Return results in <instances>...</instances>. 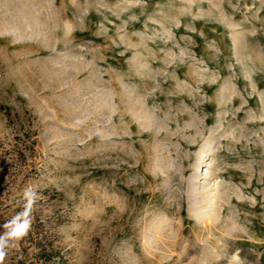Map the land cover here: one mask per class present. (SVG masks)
I'll use <instances>...</instances> for the list:
<instances>
[{"label":"rangeland","instance_id":"obj_1","mask_svg":"<svg viewBox=\"0 0 264 264\" xmlns=\"http://www.w3.org/2000/svg\"><path fill=\"white\" fill-rule=\"evenodd\" d=\"M25 1L0 0L3 227L37 197L2 264H264V0Z\"/></svg>","mask_w":264,"mask_h":264},{"label":"bare ground","instance_id":"obj_2","mask_svg":"<svg viewBox=\"0 0 264 264\" xmlns=\"http://www.w3.org/2000/svg\"><path fill=\"white\" fill-rule=\"evenodd\" d=\"M25 1V0H24ZM27 1V0H26ZM25 1V2H26ZM24 4V3H23ZM22 5V3H20L19 4V6H21ZM32 5V4H31ZM25 6V7H24ZM22 5V8L23 9H25L24 11H29L30 10V8H27L28 6L29 7H31L29 4H27V3H25V5ZM31 8H33V7H31ZM28 9V10H27ZM17 10H20V9H18L17 8ZM22 10V9H21ZM20 10V11H21ZM32 11H33V9H31ZM23 11V12H24ZM38 11V10H37ZM22 12V11H21ZM30 12V11H29ZM18 13H20V12H18ZM36 13V12H35ZM25 14V13H24ZM29 14V13H28ZM18 15V14H17ZM20 15V14H19ZM27 15V14H26ZM30 15H32V13H30ZM34 15V14H33ZM21 16V15H20ZM22 17V16H21ZM33 16H31V18H32ZM15 18H16V16H15ZM18 18H19V16H18ZM17 18V19H18ZM23 18H24V16H23ZM25 18H27L26 16H25ZM25 18H24V22H26V20H25ZM29 18L30 17H28V20H29ZM34 18V17H33ZM20 19V18H19ZM19 19H18V21H19ZM23 20V19H22ZM36 20V19H35ZM17 21V22H18ZM34 20H32V22H33ZM24 22H22L23 24H25ZM27 22H29L30 23V21H27ZM29 23H26V24H28L29 25ZM34 23V22H33ZM32 23V24H33ZM25 24V25H26ZM31 24V25H32ZM35 26H36V23L34 24V25H32V27H34L35 28ZM31 27V26H30ZM5 29H6V26H5ZM9 29H11V27H9ZM6 31H7V29H6ZM12 31L13 30H10V34H12V36L15 34V30H14V32L12 33ZM7 33H8V31H7ZM9 34V33H8ZM17 35V34H16ZM15 36V35H14ZM13 36V37H14ZM134 99V98H133ZM131 97H129V95L126 93V91L125 90H123L122 91V89H121V91L119 92V99H118V101H119V106H123V105H127V107H128V109L129 110H134V112H136V113H139V115H138V121H139V124H144L145 126H146V122H145V119H147L148 117H149V114L148 113H146L145 111H143V108H142V103H137V102H135L134 100H133ZM105 107L106 108H108L110 111H111V104H110V98L109 97H106V100H105ZM120 108V107H119ZM141 112V113H140ZM145 118V119H144ZM147 127V126H146ZM208 151L209 150H206V148H204L203 150H202V154H201V156L200 157H198L197 159H198V164H197V167L199 166L200 167V165H202V164H204V162H205V160L206 159H208V156H210V153H208ZM197 174V173H196ZM196 174H194V178L195 179H197V176L198 175H196ZM212 178V176H210V172H207L205 175H204V179L205 180H208V181H210V179ZM210 185V184H209ZM208 185V186H209ZM195 190L196 189H194L193 191L195 192ZM192 192V191H191ZM210 192V191H209ZM192 195H193V192L191 193ZM195 196H196V194H194ZM193 195V196H194ZM202 195H206L205 197V199L206 200H208L209 199V197H210V195H208L207 196V192L205 191V193L204 194H202ZM194 196V197H195ZM204 198V197H203ZM198 215V214H197ZM201 215L202 214H199L198 216H195V218H197V219H200L201 218ZM212 223V222H211ZM184 233H185V230H181V232H180V235H179V237H181L182 235H184Z\"/></svg>","mask_w":264,"mask_h":264},{"label":"clouds","instance_id":"obj_3","mask_svg":"<svg viewBox=\"0 0 264 264\" xmlns=\"http://www.w3.org/2000/svg\"><path fill=\"white\" fill-rule=\"evenodd\" d=\"M26 199L25 210L17 213L12 220L8 221L4 227L6 229L3 235H0V264H2L6 256L5 248L8 246L9 240L12 238L22 237L31 225V220L28 218L31 211V206L36 203L37 193L31 188H28L23 193Z\"/></svg>","mask_w":264,"mask_h":264},{"label":"trees","instance_id":"obj_4","mask_svg":"<svg viewBox=\"0 0 264 264\" xmlns=\"http://www.w3.org/2000/svg\"><path fill=\"white\" fill-rule=\"evenodd\" d=\"M2 222H4V221H0V234L2 233V232H4V231H6V229L3 227V225H2ZM42 253H45V251L46 250H43V248H42Z\"/></svg>","mask_w":264,"mask_h":264}]
</instances>
